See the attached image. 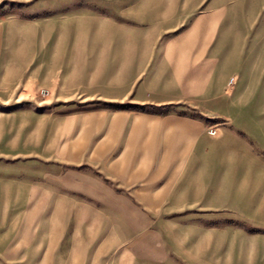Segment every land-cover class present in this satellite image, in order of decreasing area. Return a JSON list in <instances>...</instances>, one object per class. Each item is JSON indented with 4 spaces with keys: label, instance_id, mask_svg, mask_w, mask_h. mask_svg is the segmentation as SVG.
I'll return each instance as SVG.
<instances>
[{
    "label": "crops",
    "instance_id": "0c3cea01",
    "mask_svg": "<svg viewBox=\"0 0 264 264\" xmlns=\"http://www.w3.org/2000/svg\"><path fill=\"white\" fill-rule=\"evenodd\" d=\"M10 2L63 109L0 111V264H264V0Z\"/></svg>",
    "mask_w": 264,
    "mask_h": 264
},
{
    "label": "rangeland",
    "instance_id": "374dc122",
    "mask_svg": "<svg viewBox=\"0 0 264 264\" xmlns=\"http://www.w3.org/2000/svg\"><path fill=\"white\" fill-rule=\"evenodd\" d=\"M3 1L0 4V22L6 17L22 16L21 6L19 4L7 3L6 1H18V0H0ZM36 1V0H30ZM0 53V59L5 65H11L13 68L9 71L13 77H16L17 73L22 72L24 79L21 83L15 85L14 81L8 82V84L0 85V111L15 110V109H30L36 112H53V110L63 109L58 107L59 101L57 99V91L53 90L46 85L41 84V78H45V68H42L40 64L39 68H32L29 63L32 57L35 56L31 47L25 45L24 41L18 38L12 39L10 42V48ZM47 54L42 55V60L45 62ZM40 61V60H39ZM41 62V61H40ZM30 75H35L39 78V85L30 86L26 83V79ZM234 79V78H232ZM231 79V80H232ZM235 80V79H234ZM232 83V82H231ZM4 118H0V154L8 152V147L14 145L11 137H15L14 125L10 127L4 124ZM4 122V123H3ZM28 199H24L26 201ZM19 216L12 215H0V218ZM22 216H27L22 214ZM7 264V263H3ZM14 264V263H9Z\"/></svg>",
    "mask_w": 264,
    "mask_h": 264
},
{
    "label": "built area",
    "instance_id": "2783aa9c",
    "mask_svg": "<svg viewBox=\"0 0 264 264\" xmlns=\"http://www.w3.org/2000/svg\"><path fill=\"white\" fill-rule=\"evenodd\" d=\"M231 82L233 83L234 79H232ZM209 133L212 134V135H215L217 133V129L212 127V128H210Z\"/></svg>",
    "mask_w": 264,
    "mask_h": 264
}]
</instances>
